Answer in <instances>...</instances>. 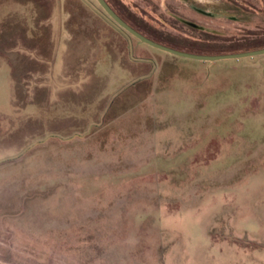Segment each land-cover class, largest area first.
I'll use <instances>...</instances> for the list:
<instances>
[{
    "label": "rangeland",
    "instance_id": "374dc122",
    "mask_svg": "<svg viewBox=\"0 0 264 264\" xmlns=\"http://www.w3.org/2000/svg\"><path fill=\"white\" fill-rule=\"evenodd\" d=\"M108 1L264 47V0ZM0 51V264H264V54L96 0H0Z\"/></svg>",
    "mask_w": 264,
    "mask_h": 264
},
{
    "label": "water",
    "instance_id": "95a60500",
    "mask_svg": "<svg viewBox=\"0 0 264 264\" xmlns=\"http://www.w3.org/2000/svg\"><path fill=\"white\" fill-rule=\"evenodd\" d=\"M98 4L103 8V10L125 31L137 38L139 41L148 44L151 47L165 51L175 56H180L193 60H207L215 61L219 59H229V58H241L247 56H254L258 54H264V47L258 49H251L246 51H237V52H228V53H217V54H203V53H193L185 50H180L165 44H162L158 41H155L139 30L135 29L127 21H125L106 0H96Z\"/></svg>",
    "mask_w": 264,
    "mask_h": 264
},
{
    "label": "flooded vegetation",
    "instance_id": "af4514ba",
    "mask_svg": "<svg viewBox=\"0 0 264 264\" xmlns=\"http://www.w3.org/2000/svg\"><path fill=\"white\" fill-rule=\"evenodd\" d=\"M185 3V2H184ZM190 7L194 10H196L197 12L207 15V16H215V18H219L224 16L223 12L221 11H213L212 8H202V7H195L194 5H190ZM231 18L236 19L235 15H230ZM141 33H143L142 31H140ZM144 34V33H143Z\"/></svg>",
    "mask_w": 264,
    "mask_h": 264
},
{
    "label": "trees",
    "instance_id": "16d2710c",
    "mask_svg": "<svg viewBox=\"0 0 264 264\" xmlns=\"http://www.w3.org/2000/svg\"><path fill=\"white\" fill-rule=\"evenodd\" d=\"M110 5H111V7L123 18V16L112 6V4L108 1V0H106ZM74 9H72V12H74V11H76V9H77V7L75 6V7H73ZM77 11L79 12V9H77ZM124 19V18H123ZM125 20V19H124ZM125 21H127V20H125ZM128 22V21H127ZM129 23V22H128ZM130 24V23H129ZM131 25V24H130ZM133 26V25H132ZM134 27V26H133ZM88 28V27H87ZM135 28V27H134ZM135 29H137V28H135ZM138 30V29H137ZM140 31V30H139ZM144 35H146V34H144ZM147 36V35H146ZM147 37H149V38H151V39H153V40H155V41H158V42H160V43H162V44H165V45H168V46H171V47H174V46H172V45H169V44H167L166 42H164V41H162V40H159V39H157V38H154V37H151V36H147ZM174 48H176V47H174ZM177 49H179V48H177ZM180 50H185V51H189V52H193V53H199V52H195V51H191V50H186V49H180ZM1 52L2 51H0V54H1ZM204 54V53H203ZM1 57H2V55H1ZM11 69L14 71V76H15V70H16V67H11ZM14 80L16 81V78L14 77Z\"/></svg>",
    "mask_w": 264,
    "mask_h": 264
}]
</instances>
